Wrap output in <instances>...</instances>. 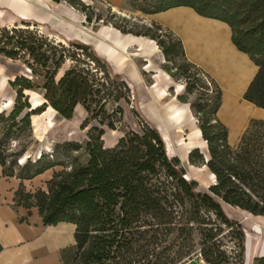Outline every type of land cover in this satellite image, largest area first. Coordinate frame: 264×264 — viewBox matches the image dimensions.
<instances>
[{"label": "trees", "instance_id": "1", "mask_svg": "<svg viewBox=\"0 0 264 264\" xmlns=\"http://www.w3.org/2000/svg\"><path fill=\"white\" fill-rule=\"evenodd\" d=\"M53 1L68 2L84 13L88 24L102 20L121 33L156 41L164 69L172 77L185 78L186 95L199 80L206 90L214 88L212 100L200 96L191 104L208 158L194 148L188 161L206 166L215 183L208 192L198 191L179 158L168 156L159 131L143 123L135 110L140 130L124 131L114 146L104 147L106 129L116 130L123 119L121 103L131 102L130 85L91 46L63 37L51 39L37 25L22 21L0 25V56L20 61L28 74L8 82L15 92L13 107L8 114L0 112L2 175L24 181L56 167L60 170L53 171L46 190L30 192L20 184L15 205L37 207L44 225H74V245L62 251V264H187L196 258L203 264H244L245 239L250 235L246 237L241 223L228 216L223 203L264 216V140L253 133L256 126L264 127V121L251 120L238 144L230 146L228 129L217 118L219 86L186 60L181 41L170 31L156 23L139 30L136 25L126 28L105 21L80 0ZM178 6L230 27L232 43L258 67L243 98L264 109V0H145L143 13ZM181 57L184 64L169 65ZM31 91L42 96L35 108L26 94ZM186 95L177 99L187 102ZM77 106L86 114L80 128H87V154H72L81 144L64 141L54 144L52 153L29 156L18 164L22 152L5 148L3 140L15 132L31 133L32 116L50 108L70 120ZM225 239L232 243L229 250ZM252 264H264V254L255 256Z\"/></svg>", "mask_w": 264, "mask_h": 264}, {"label": "crops", "instance_id": "2", "mask_svg": "<svg viewBox=\"0 0 264 264\" xmlns=\"http://www.w3.org/2000/svg\"><path fill=\"white\" fill-rule=\"evenodd\" d=\"M81 1L93 4L91 0ZM104 2L116 11L121 8L123 0ZM145 18L146 22L156 23L177 37L182 43L186 60L204 71L219 86L221 103L217 118L228 129L230 146L238 144L251 120L264 121V109L243 98L258 67L232 43V32L226 23L200 16L186 6L146 14ZM22 21L37 25L40 30L52 32L59 39L63 37L91 46L114 71L123 76L130 87L150 86L161 92L162 97L173 90L175 95L172 99L175 100L181 95V87L175 88L172 76L164 69L162 63L165 60L160 48L156 41L148 37L121 33L111 25L101 24L94 29L93 24L86 22L84 13L66 1L0 0V25L12 26ZM144 73H151L149 82L144 79ZM175 104L173 102L168 111L163 113L164 121L159 123L162 124L161 135L171 134L169 138L175 144L174 149L179 150V158L187 163V157L194 148L203 147L207 152V144L202 139L201 132L195 134L194 141L182 137L184 126L188 125L191 132L199 128L196 127L187 105ZM225 106L227 112L223 113ZM79 107L82 109L81 106L76 109ZM184 118L188 119L187 122H184ZM117 140L104 147L114 146ZM184 141H188L186 145L177 147V144ZM203 155L207 158L208 154ZM49 172L51 170L32 180L21 181L16 177L3 176L0 166V264H62V251L74 245L73 224L60 222L56 225H44L37 207L27 209L15 205L14 195L20 184L29 191L31 182ZM211 176L214 177V174L211 173ZM49 178L51 175L46 181ZM226 206L233 208L228 204ZM223 208L228 214L224 204ZM252 216L258 219L256 227L259 223L264 226V216ZM260 237L261 242L264 235Z\"/></svg>", "mask_w": 264, "mask_h": 264}, {"label": "rangeland", "instance_id": "3", "mask_svg": "<svg viewBox=\"0 0 264 264\" xmlns=\"http://www.w3.org/2000/svg\"><path fill=\"white\" fill-rule=\"evenodd\" d=\"M86 1V0H85ZM93 4L88 2V5L91 7V10L98 14L102 19L109 22H115L118 25H123L126 28H131L132 26L135 27L136 30L141 28H147L151 25L150 22H146L145 15L143 13L145 0H123L121 8L116 11L112 10L108 7L107 3L104 0H91ZM80 2L84 3L80 0ZM125 20L128 23L125 25ZM103 22L102 20L99 23H96L94 27L97 28ZM151 27V26H150ZM144 30V29H143ZM43 34H47V37L59 41V38L54 34H49L46 30H41ZM165 40V38H163ZM165 60V59H164ZM183 58H177L169 62L171 66L174 63L177 64H184ZM162 64H165L162 63ZM193 71V70H191ZM193 73V72H190ZM151 74V73H150ZM149 73H144V79L149 82L150 75ZM17 75H25L27 74V69L20 61H13L7 59L3 56H0V112L4 111L8 114L12 107H13V98L15 96L14 90L9 86L8 82L13 80ZM192 75V74H191ZM175 88H180V94H185V78L181 75H176L172 77ZM194 81L193 78H191ZM177 88V89H178ZM132 93L130 95L131 102L129 104L121 103L123 106V119L121 122L117 124L116 130H109L106 129L102 139L103 144L105 146L112 144L115 142L119 137L123 135L124 131L134 130L139 131L140 126L138 119L133 115L132 110H135L138 114L139 118H141L142 122L145 124H150L151 126L155 127L159 133L161 134V125L159 124L163 122L164 111H168L170 105L175 102L177 106L182 105L183 102L179 100L172 99V96L175 95V92L171 90L165 97L161 96V92H157L156 88L148 87H131ZM214 88L208 87L206 90L205 84L203 81H196L195 82V89H192L190 93L186 95L188 101L184 102L186 107L189 109L191 116L195 119L196 127H198V119L196 118L194 111L192 110L191 104L194 103L197 98L202 96L204 100L206 98L212 100L214 96ZM29 96V99L34 98L38 104L42 101L41 93L37 92H26ZM183 104V105H184ZM33 108L36 106L32 105ZM176 108V106H175ZM174 109V107H172ZM227 112V107L223 108V113ZM85 118L84 111L79 107L75 109L74 116L72 119L67 120L61 118L58 114L52 113V109L47 108L43 113L39 115H34L31 117V133L28 131H23L21 133L15 132V134L11 138H7L6 141L3 140L5 148L11 147L12 150L21 151L22 155L16 158V162L18 164H22L27 157L36 158L40 153H47L50 154L53 152V146L56 143H61L64 141H74L81 144L82 148L78 152H73L72 154H87L84 148V143L86 140V131L87 128L81 129L80 125ZM185 119V118H184ZM188 120V119H187ZM185 119L184 122H187ZM183 126V123H182ZM194 125L191 123V127ZM185 130L181 131L182 137L185 140L188 139V135L191 133L190 128L188 125L184 126ZM256 136L261 137V141L264 140V127L263 126H256L254 128V132ZM171 134L169 133V136ZM163 137L165 148L168 156L173 157L176 156L179 158V150H175L173 144L168 135H161ZM0 137H2L0 133ZM182 144H177V147L181 146ZM201 147L199 148V154H208L205 149ZM9 154V153H8ZM62 154V153H61ZM205 156V155H204ZM208 158V155H207ZM11 158H8L10 161ZM23 160V161H22ZM180 160L181 166L185 169L186 178L188 180H194L197 182V190L200 192H208V188L210 185L215 183V176L212 177L210 171L207 169L206 166H195L191 165L188 161L185 163L183 160ZM191 165V166H190ZM7 166L8 163H7ZM60 170L59 167H56L53 171ZM49 172L47 175L36 179L35 181L30 183V192H35L37 189L41 188L46 190V178L48 176H52V173ZM27 191V190H26ZM217 201L220 200L214 197ZM227 212L228 216L231 219H234L241 223L245 230L246 237L245 239V262L244 264H252V260L255 256H260L264 253V239L261 240V235H264V226L262 223L258 224L257 220L248 212L242 211L238 208H231L226 206L223 203ZM227 215V214H226ZM71 235V234H70ZM73 239V236H72ZM226 247L229 249L232 248V243L229 239H225ZM259 242V243H258ZM252 253V254H251ZM189 264V262L187 263ZM203 264V263H200Z\"/></svg>", "mask_w": 264, "mask_h": 264}, {"label": "bare ground", "instance_id": "4", "mask_svg": "<svg viewBox=\"0 0 264 264\" xmlns=\"http://www.w3.org/2000/svg\"><path fill=\"white\" fill-rule=\"evenodd\" d=\"M30 102H31V105H34V106H36V105H38V102L34 99V98H31L30 99ZM33 107V106H32ZM52 113H54V114H57L54 110H52ZM193 130V129H192ZM195 134H200V131L199 130H193L189 135H188V139L189 140H193L194 141V139H195ZM104 138V137H103ZM198 139V138H197ZM187 142L188 141H184L183 143H182V145H186L187 144ZM23 161V160H22ZM213 176V175H212ZM252 254V253H251Z\"/></svg>", "mask_w": 264, "mask_h": 264}, {"label": "water", "instance_id": "5", "mask_svg": "<svg viewBox=\"0 0 264 264\" xmlns=\"http://www.w3.org/2000/svg\"><path fill=\"white\" fill-rule=\"evenodd\" d=\"M200 263H202V260L199 259V258L192 259V260L189 261V264H200Z\"/></svg>", "mask_w": 264, "mask_h": 264}]
</instances>
